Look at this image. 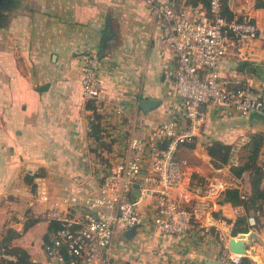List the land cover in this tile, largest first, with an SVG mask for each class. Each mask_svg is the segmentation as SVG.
<instances>
[{
    "label": "crops",
    "instance_id": "crops-1",
    "mask_svg": "<svg viewBox=\"0 0 264 264\" xmlns=\"http://www.w3.org/2000/svg\"><path fill=\"white\" fill-rule=\"evenodd\" d=\"M157 1L179 7L185 0ZM239 9L254 18L259 32L248 48L251 59L242 60L234 49L221 62L222 74L234 86L249 85L264 96V0H240ZM3 12L7 17L0 26L2 239L14 230L20 236L12 245L24 248L32 264H50L44 236L51 223L43 218L46 203L40 194L85 196L99 184L100 154L108 150L101 146L107 143L102 138L88 135L93 118L88 105L94 104L101 114L103 127L118 119L112 110L121 106L125 120L136 119L135 133H148L152 125L175 116L177 57L161 42L162 25L146 0H7ZM89 55L101 59L103 97L98 102L87 100L81 87V67ZM148 99L157 103L146 111L141 102ZM206 111L194 140L182 144L178 152L188 162L186 180L191 184L221 180L226 189L249 193V172L236 178L229 164L215 168L205 148L209 142L203 138L233 146L247 143L253 134H264V113L243 115L213 103ZM263 159L264 146L260 162ZM39 168L44 169L42 174ZM36 173L40 177L28 183L26 176ZM237 207L240 212L235 214ZM243 214L242 206L221 202L189 234L167 235L148 222L131 240L118 231L111 264H206L208 260L234 264L225 246L232 230L229 220ZM249 218L250 224L257 223L251 231L258 238L248 241L263 260L248 257L253 264H264V214L251 209ZM26 223H31L27 229Z\"/></svg>",
    "mask_w": 264,
    "mask_h": 264
},
{
    "label": "built area",
    "instance_id": "built-area-1",
    "mask_svg": "<svg viewBox=\"0 0 264 264\" xmlns=\"http://www.w3.org/2000/svg\"><path fill=\"white\" fill-rule=\"evenodd\" d=\"M207 2V7L202 3L177 7L146 0L162 25L161 42L177 57L175 116L140 135L135 133L139 127L136 119L125 120V108H113L118 119L102 126V140L110 146L100 154L97 187L83 197L41 194L46 203L43 218L58 225L44 243L50 264H111L118 231L126 232L148 222L167 235L189 234L215 204L222 202L226 183L214 180L191 184L186 180L188 162L178 152L182 144L194 140L208 104L243 115L264 113L262 92L249 85L234 86L221 70L222 60L234 49L242 60L251 59L248 48L259 26L249 13L240 14V0ZM225 8L233 14L231 18L223 14ZM100 66L101 59L96 55L84 59L81 87L87 100L98 102L103 97ZM244 143L233 146L229 165L239 164ZM261 162L264 166V159ZM135 189L137 196L133 194ZM239 212L238 207L234 209L235 214ZM232 236L230 232L227 239ZM225 246L229 249L228 240ZM2 256L18 260L14 254L2 252ZM243 257L230 252L234 264H240Z\"/></svg>",
    "mask_w": 264,
    "mask_h": 264
},
{
    "label": "trees",
    "instance_id": "trees-1",
    "mask_svg": "<svg viewBox=\"0 0 264 264\" xmlns=\"http://www.w3.org/2000/svg\"><path fill=\"white\" fill-rule=\"evenodd\" d=\"M183 3H192V4H204L205 7L208 6L207 0H185ZM262 3L258 2L257 6H261ZM223 14L227 17H232L233 14L229 12L227 8L224 9ZM260 91V90H259ZM263 94V93H262ZM264 97V96H263ZM89 109L93 110V118L90 122L88 135L94 137L98 141L103 137V129L101 125L102 116L97 112L94 104L88 105ZM102 143V142H101ZM106 147L110 145L107 143H102ZM193 146V145H192ZM264 146V134L256 133L251 136V140L247 142L243 149L244 154L240 157V162L237 165L231 166V173L234 177L240 178L246 172H249L250 175V185L251 190L249 193H244L241 189L227 188L223 192L222 202L231 203L234 206H242L246 214L239 215L235 221H230L232 223L231 234L236 236L240 233H249L253 228L256 227V224L252 225L249 221V211L251 209L258 211L260 214H264V187L262 186L264 180V166L260 162L261 150ZM207 153L211 157L212 164L215 168H222L225 165L229 164L231 151L233 148L232 144L224 143L220 140H213L205 144ZM35 177H40L39 174H34L26 176V181L30 184H33V179ZM258 221V220H257ZM31 223H26L25 228L27 229ZM58 228L56 223H51L49 231L44 236L45 243L50 240L52 233H54ZM20 236L19 233L15 232L12 229H9L6 236L2 240L1 248L4 252L9 254H14L17 256V261H6L7 264H32L30 259V254L22 247H17L12 245L13 239ZM254 261L248 257L244 256L240 264H253Z\"/></svg>",
    "mask_w": 264,
    "mask_h": 264
},
{
    "label": "water",
    "instance_id": "water-1",
    "mask_svg": "<svg viewBox=\"0 0 264 264\" xmlns=\"http://www.w3.org/2000/svg\"><path fill=\"white\" fill-rule=\"evenodd\" d=\"M7 0H0V20H2L3 18L7 17L6 13L3 12V7L6 5ZM3 24L0 21V26H2ZM244 68V66H242ZM156 100H143L141 102V107L143 109H145L146 111H149L150 109H152L154 107V105L156 104ZM204 142H210L211 139L209 138H203ZM133 194L135 196L139 195L138 190L135 189L133 191ZM141 227V225H137L132 227L131 229L127 230L124 233V236L128 239L131 240L132 238H134V236L137 233V228ZM258 235L256 232L254 231H250L247 235V233H243L237 236H232L229 239L228 242V248L232 253L235 254H242L244 256H252L253 254V247H251L250 243H249V239H257ZM222 260H217V261H212V260H208L206 261V264H221Z\"/></svg>",
    "mask_w": 264,
    "mask_h": 264
},
{
    "label": "rangeland",
    "instance_id": "rangeland-1",
    "mask_svg": "<svg viewBox=\"0 0 264 264\" xmlns=\"http://www.w3.org/2000/svg\"><path fill=\"white\" fill-rule=\"evenodd\" d=\"M14 13H12V14H10L9 15V19H8V22H9V20L11 21V19L13 18V15ZM7 22V23H8ZM103 148H105L106 146L105 145H101ZM244 154V149H242V152H241V156ZM37 171H39L38 173L39 174H42L43 172H44V169H42V168H39V169H37ZM42 194V193H41ZM40 194V195H41ZM5 228V225L4 226H2V228H0V244L2 243V232L5 230L4 229ZM2 252H4L3 251V249L1 248V245H0V264H7L6 263V261H10V260H7V259H5L3 256H2Z\"/></svg>",
    "mask_w": 264,
    "mask_h": 264
},
{
    "label": "bare ground",
    "instance_id": "bare-ground-1",
    "mask_svg": "<svg viewBox=\"0 0 264 264\" xmlns=\"http://www.w3.org/2000/svg\"><path fill=\"white\" fill-rule=\"evenodd\" d=\"M257 246H258V244H257ZM260 247H261V246H260ZM252 257L255 258L256 260H260V261L263 260V254L260 253V251L257 250V249H256L255 251H254V249H253Z\"/></svg>",
    "mask_w": 264,
    "mask_h": 264
},
{
    "label": "flooded vegetation",
    "instance_id": "flooded-vegetation-1",
    "mask_svg": "<svg viewBox=\"0 0 264 264\" xmlns=\"http://www.w3.org/2000/svg\"><path fill=\"white\" fill-rule=\"evenodd\" d=\"M1 21V20H0Z\"/></svg>",
    "mask_w": 264,
    "mask_h": 264
}]
</instances>
